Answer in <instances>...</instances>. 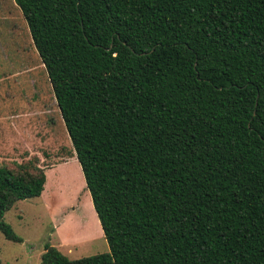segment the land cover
I'll return each mask as SVG.
<instances>
[{
  "label": "trees",
  "instance_id": "16d2710c",
  "mask_svg": "<svg viewBox=\"0 0 264 264\" xmlns=\"http://www.w3.org/2000/svg\"><path fill=\"white\" fill-rule=\"evenodd\" d=\"M13 2L108 247L38 264H264V0ZM44 182L0 164L4 238Z\"/></svg>",
  "mask_w": 264,
  "mask_h": 264
},
{
  "label": "rangeland",
  "instance_id": "374dc122",
  "mask_svg": "<svg viewBox=\"0 0 264 264\" xmlns=\"http://www.w3.org/2000/svg\"><path fill=\"white\" fill-rule=\"evenodd\" d=\"M0 0V164L33 159L39 196L16 200L2 219L1 264H38L44 244L70 259L108 251L45 70L17 8Z\"/></svg>",
  "mask_w": 264,
  "mask_h": 264
},
{
  "label": "crops",
  "instance_id": "0c3cea01",
  "mask_svg": "<svg viewBox=\"0 0 264 264\" xmlns=\"http://www.w3.org/2000/svg\"><path fill=\"white\" fill-rule=\"evenodd\" d=\"M3 3H7V4H9V6L11 7V8H13V7H15V8H17L16 7V5L14 4V2H13V0H3L2 1ZM17 10H18V14L20 15L21 13H20V11H19V9L17 8ZM26 29H27V27H26ZM27 32H28V30H27ZM29 34V33H28ZM36 52V51H35ZM37 54V53H36ZM38 56V55H37ZM40 60V59H39ZM41 62V61H40ZM42 64V63H41ZM43 65V64H42ZM44 68V67H43ZM45 70V69H44ZM46 73V72H45ZM50 85V84H49Z\"/></svg>",
  "mask_w": 264,
  "mask_h": 264
}]
</instances>
